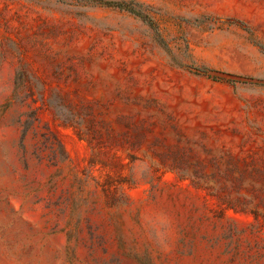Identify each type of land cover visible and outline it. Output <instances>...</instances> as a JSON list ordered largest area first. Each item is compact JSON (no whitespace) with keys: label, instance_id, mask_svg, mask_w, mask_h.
<instances>
[{"label":"rangeland","instance_id":"374dc122","mask_svg":"<svg viewBox=\"0 0 264 264\" xmlns=\"http://www.w3.org/2000/svg\"><path fill=\"white\" fill-rule=\"evenodd\" d=\"M0 264H264V0H0Z\"/></svg>","mask_w":264,"mask_h":264},{"label":"trees","instance_id":"16d2710c","mask_svg":"<svg viewBox=\"0 0 264 264\" xmlns=\"http://www.w3.org/2000/svg\"><path fill=\"white\" fill-rule=\"evenodd\" d=\"M109 6L119 7L122 8V5L120 3H108Z\"/></svg>","mask_w":264,"mask_h":264}]
</instances>
